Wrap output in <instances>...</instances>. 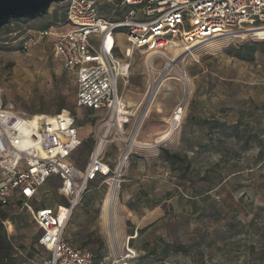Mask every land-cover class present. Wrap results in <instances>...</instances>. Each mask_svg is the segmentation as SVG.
Returning <instances> with one entry per match:
<instances>
[{"label": "rangeland", "instance_id": "1", "mask_svg": "<svg viewBox=\"0 0 264 264\" xmlns=\"http://www.w3.org/2000/svg\"><path fill=\"white\" fill-rule=\"evenodd\" d=\"M65 6L66 2L51 4L44 18L30 22L26 26L30 30L17 40L0 38L3 105L26 115H54L63 105V110L76 117L78 134L95 145L100 117L77 108L74 77L61 68L53 53L56 35L63 30ZM43 24L53 27L38 42L36 30ZM23 38L29 39L25 51L21 50ZM252 42L262 41L248 37L206 43L196 48L194 57L177 60L174 68H168L167 59H175L179 51L163 52V57L137 51L130 57L124 51L117 53L125 66L121 95L134 104V115L121 137L131 140L139 130L134 140L137 146L129 153L114 188L112 207L123 186L132 188L126 180L137 181L152 172V167L143 168L144 161L157 162L154 166H159L161 180L173 178L171 189L177 185L171 206H162L171 208L163 223L174 226L177 243L189 249L187 254H177L172 264H264V157H258L259 143H264V51L257 52L251 62L229 55L231 48ZM120 45L128 47L122 38ZM162 80L144 117L148 99ZM180 102L185 104L180 126L161 143ZM109 147L119 151L111 165L114 171L128 143L117 140ZM161 149L186 156L182 170L170 173L159 157ZM56 185V178H51L41 196L49 197ZM130 227L127 222V232ZM129 249L133 259L125 247L117 248L114 243L109 264H137L141 254L136 248Z\"/></svg>", "mask_w": 264, "mask_h": 264}, {"label": "built area", "instance_id": "2", "mask_svg": "<svg viewBox=\"0 0 264 264\" xmlns=\"http://www.w3.org/2000/svg\"><path fill=\"white\" fill-rule=\"evenodd\" d=\"M104 5L118 12L119 19H107L100 9ZM65 25L67 30L56 35L54 56L65 71L76 75L77 107L103 112L83 171L69 163L80 145L72 114L67 110L55 115L16 113L4 107L0 88V207H7L13 194L31 200L51 176L60 179L58 192L69 200L68 207L35 211L34 220L42 230L38 244L49 255L31 264H96L90 253L68 244L64 229L89 182L102 176L110 190L118 186L119 174L134 148L123 151L114 171L103 159L111 143L129 142L121 135L134 115L133 107L118 94L124 66L114 54L115 35L125 36L127 57L134 51L159 57L179 51L187 59L197 47L216 40L255 37L264 41V0H67ZM50 30L39 32L36 41L50 35ZM259 30L263 35L254 33ZM27 47L26 42L24 51ZM184 111L185 104L180 102L161 143L179 128ZM128 253L132 259L133 252Z\"/></svg>", "mask_w": 264, "mask_h": 264}, {"label": "crops", "instance_id": "3", "mask_svg": "<svg viewBox=\"0 0 264 264\" xmlns=\"http://www.w3.org/2000/svg\"><path fill=\"white\" fill-rule=\"evenodd\" d=\"M62 27L63 30L60 33L67 30L65 24ZM121 38L127 45L123 33L116 34L114 50L116 56L118 52H125L127 49L121 48ZM65 72L70 73L74 80L76 79L75 73ZM124 78L125 76L118 81V94L121 98L124 85L123 83L120 85V80L123 82ZM123 101L129 107L134 106L132 103ZM90 112L99 117L103 116L102 111L90 110ZM79 134L80 140L85 138L81 132ZM117 151L110 147L105 151V159L110 166L115 163ZM156 163L152 160H145L143 168L150 170L152 167V172H145L137 181L126 180L132 188L126 189V186H123L117 195L115 209L111 205L113 201L109 200L108 187L101 180L94 182L91 191L84 196L82 202L73 211L65 228L64 238L68 244L77 251L104 259V264L112 261L114 243L115 247H125L127 250H130L129 247L135 248L136 246L137 254H141L137 258V264H172L177 255L171 252V248L177 244V231L174 226L163 223L165 217L170 216V212L169 208L165 210L162 206L170 205L171 196L165 194L166 185L169 183L161 180L160 168L154 166ZM45 185L31 200L23 201L17 194H13L8 206L0 207V264H31V262L48 257V252L38 244L42 230L34 220V213L41 208L56 209L64 204L65 200L58 192L60 184L55 187L49 197H42ZM127 190L131 192L127 193ZM168 191H170L169 188ZM133 201H137L136 206L128 209V203ZM127 222L131 224L129 232L126 230ZM130 242H133V246L129 245ZM166 245L168 248H164ZM144 248L156 250L155 255L145 257ZM163 248L167 256L161 255Z\"/></svg>", "mask_w": 264, "mask_h": 264}, {"label": "trees", "instance_id": "4", "mask_svg": "<svg viewBox=\"0 0 264 264\" xmlns=\"http://www.w3.org/2000/svg\"><path fill=\"white\" fill-rule=\"evenodd\" d=\"M100 9H101L102 13L104 14V16L107 19L116 20V19H119V17H120V14L118 12H115V13L112 12V10L107 5H104ZM65 10H66V6H65ZM45 15L46 14H44L42 16L35 17V18H24V19H18V20L11 21L8 25H6L3 28H1V30H0V34H1L0 38H2L3 40H6L8 38L14 37V38H11V39L17 40L21 36L22 37L25 36L24 34L28 30H30L29 28L27 29L26 26L29 25L30 22L38 21L39 19L44 18ZM62 22H63V24H65V12H64V19H63ZM52 27H53V24H51V25H49V24H45L44 25L43 24L40 27H38L36 31L37 32H43V31H47L49 29H52ZM27 40H29V39L24 40V38H23L21 40L22 42H20V43H22L21 44V50L22 51H24L23 45H24V43L28 42ZM263 47H264V41H262V42L244 43V44H241L239 46H236V48H231L229 50V55L231 57L236 58V59L241 60V61L251 62V61H253V59H254V57H255L257 52H259V51L263 52L264 51ZM63 109H64L63 105L58 107L57 113H59ZM88 111H90V110H88ZM72 116L75 117L73 114H72ZM232 135L235 137V135L233 133H232ZM236 137H237V135H236ZM93 148H94V142L91 139L84 138V139L80 140V145L71 154V156L69 158V163L75 169L78 167L79 169L84 170L86 165H87V163H88L90 154L93 151ZM107 148H108V146L106 147L105 151L107 150ZM105 151H104V154H103V159L106 162ZM159 157H160V159H161L163 164L169 166L168 168L170 169V173L172 171H175L174 169L182 170V168H180V166L184 165V161L187 159L186 156L182 157L181 155H179L177 153H172V152H170V151H168L166 149H161L160 150ZM258 157L260 159H262L264 157V143L262 141L259 143ZM106 163L109 165L108 162H106ZM109 167L111 169L110 165H109ZM53 177L56 178L57 185L60 184L61 181H60V179L58 177L51 176L50 178H48L46 180V182L42 186H44ZM104 179L105 178L102 177V176H97L93 181L88 183L86 191L81 196L77 206L72 210V213L79 206V204L82 202L84 196L88 192L91 191V186H92V184L94 182H96L97 180H101L103 182V184L106 185L104 183ZM166 181L169 183L168 184V188H169L170 191H168V189H167L166 192L165 191L164 192H165V194H170L171 201L175 200V198H176V190L175 189H177V187H176L177 185L174 184L173 188L171 189L170 186L172 185L171 181H173V178H169V181L168 180H166ZM57 185H56V187H57ZM40 188L38 189V191L40 190ZM178 188H180V187H178ZM61 197L64 198L65 202H63L64 204H62L60 206L61 207H68L69 206V200L67 198H65L64 196H61ZM136 204H137V201H133V202L128 203L127 207H128V209H132V207L136 206ZM170 206H171V203H170ZM170 206H169V212L171 213ZM56 209H53V210H56ZM72 213H71V215H72ZM71 215H70V217H71ZM69 220H70V218H69ZM69 220H68V222H69ZM68 222H67V224H68ZM64 231H65V229H64ZM132 243L133 242H130L129 245L133 246ZM164 248H168V246L166 245V246H164ZM164 248L161 250V255H166L167 256L168 254H167V252H166V250ZM188 250L189 249L186 248L184 245L178 244V243L176 244V246H174V248H171V252L172 253H177V254H179V253L187 254V253H189ZM136 251H137V248H136ZM143 251L145 252V257L154 256L155 253H156V250H154L152 248H144ZM92 256H93L94 262L96 264H104V259H102V258L99 259V258H97L94 255H92ZM45 258H47V257H45ZM45 258H43V259H45ZM40 260H42V259H40ZM40 260H38V261H40Z\"/></svg>", "mask_w": 264, "mask_h": 264}, {"label": "water", "instance_id": "5", "mask_svg": "<svg viewBox=\"0 0 264 264\" xmlns=\"http://www.w3.org/2000/svg\"><path fill=\"white\" fill-rule=\"evenodd\" d=\"M67 0H0V30L13 20L44 15L51 4Z\"/></svg>", "mask_w": 264, "mask_h": 264}, {"label": "bare ground", "instance_id": "6", "mask_svg": "<svg viewBox=\"0 0 264 264\" xmlns=\"http://www.w3.org/2000/svg\"><path fill=\"white\" fill-rule=\"evenodd\" d=\"M254 33H256V35H258V36H261V35H263V33H262V31H254ZM178 53V52H177ZM150 56H151V54H150ZM192 57H194V53L192 54ZM177 60H181V61H184L185 60V58L183 57V55H180L179 56V53L176 55V57H175V59H172V60H169L168 61V68H174V65H175V63H176V61ZM163 82H164V80H162L157 86H156V88L152 91V93H151V95H150V98H149V101H148V107H147V109H146V113H145V116L144 117H146V115L148 114V112H149V108L152 106V104H153V101H154V98H155V96H156V94L158 93V91H159V89H160V87L162 86V84H163ZM138 130H139V127L137 128V131H136V134H137V132H138ZM136 134H135V136H136ZM134 139H135V137H133L131 140H129V142H128V148H130V147H132V146H135V141H134ZM147 147V146H146ZM115 186L116 185H113V187H112V190H111V192H110V194H109V200H110V202H112L113 201V194H114V188H115ZM108 199V198H107ZM112 205V204H111ZM119 261H120V259H118ZM119 261H117V262H119Z\"/></svg>", "mask_w": 264, "mask_h": 264}]
</instances>
